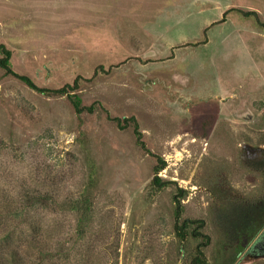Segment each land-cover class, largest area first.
<instances>
[{
    "label": "rangeland",
    "instance_id": "1",
    "mask_svg": "<svg viewBox=\"0 0 264 264\" xmlns=\"http://www.w3.org/2000/svg\"><path fill=\"white\" fill-rule=\"evenodd\" d=\"M249 11L264 24V0H0L12 70L52 90L77 80L95 107L0 69V233L25 260L36 237L70 256L53 264H191L203 221L205 264H239L237 225L264 205V28ZM38 194L49 205L22 208ZM177 211L193 221L183 241Z\"/></svg>",
    "mask_w": 264,
    "mask_h": 264
},
{
    "label": "trees",
    "instance_id": "2",
    "mask_svg": "<svg viewBox=\"0 0 264 264\" xmlns=\"http://www.w3.org/2000/svg\"><path fill=\"white\" fill-rule=\"evenodd\" d=\"M247 17H254L256 19V22L260 24L262 28H264V24L261 23L258 19V15L256 12L249 11L244 13ZM0 69L4 72L6 76H11L16 79H18L20 82L25 84L28 88L32 89L33 91L45 95V96H59V97H66L72 108L74 109L76 114H82L84 112L91 114L94 112L95 107L94 105H91L89 107H85L82 105V101L80 97L75 93L77 87H78V81L75 80L72 85H65L64 87L56 90L52 89H46V88H40L34 84V82L27 76L20 75L16 72H14L10 66V58H11V52L2 44H0ZM117 123H119V119H115ZM126 122L134 123V119H128ZM135 128H134V133L137 137V143L141 146L144 147L143 142H141V135L138 131V127L134 123ZM127 126V123L125 124ZM160 161V166H156L154 168V178L152 180V185L157 187L158 189H161L165 185H169V183H162L161 179L157 176V174L164 168V161ZM182 192V191H181ZM29 194V193H28ZM182 197V196H181ZM54 204L53 202H51ZM34 205L38 206H47L49 205V199L48 197L38 194V195H32L29 196L27 195V199L25 200V203H23L22 208L23 209H28L33 207ZM72 210L74 211H80L81 212H87L85 209L86 206H88L86 203H83L82 205H79L77 203H73ZM0 206V216L3 215L4 213H1L3 210ZM81 208H84L85 210H82ZM11 208L9 209V211ZM14 215H21L20 212H16ZM179 215L180 212L177 211L175 214V225H174V230H175V235L177 238L180 240H185L187 237V226L189 223L193 224V221H183L181 225H179L178 220H179ZM10 217V215H9ZM88 220V219H86ZM203 221L199 222V225L195 227L192 231V236L194 238H201L203 242L198 245L196 249V256L192 259L191 264H205V261L202 259L203 257V252L201 250V247L207 246L209 242V238L201 233V229L203 228ZM242 225V223H240ZM32 234L36 235L39 232V229H31L30 230ZM13 238L11 236V233L5 232V233H0V264H43L49 262V264H53L52 261L56 260L63 262L66 260L65 258H69L70 256L65 253V255L62 256L61 250L58 248L55 253H53V250H50V248H47L45 245V241L41 239L31 238L28 243V247L30 248V252H33L37 254L33 260L28 261L25 260V258L21 255L20 251L17 249V247L12 246L13 244ZM66 256V257H65ZM65 257V258H64Z\"/></svg>",
    "mask_w": 264,
    "mask_h": 264
},
{
    "label": "flooded vegetation",
    "instance_id": "3",
    "mask_svg": "<svg viewBox=\"0 0 264 264\" xmlns=\"http://www.w3.org/2000/svg\"><path fill=\"white\" fill-rule=\"evenodd\" d=\"M243 220L237 225L242 236V251H238L239 264H249L255 261L264 262V205L260 211L244 212Z\"/></svg>",
    "mask_w": 264,
    "mask_h": 264
},
{
    "label": "water",
    "instance_id": "4",
    "mask_svg": "<svg viewBox=\"0 0 264 264\" xmlns=\"http://www.w3.org/2000/svg\"><path fill=\"white\" fill-rule=\"evenodd\" d=\"M263 246H264V242H263Z\"/></svg>",
    "mask_w": 264,
    "mask_h": 264
}]
</instances>
